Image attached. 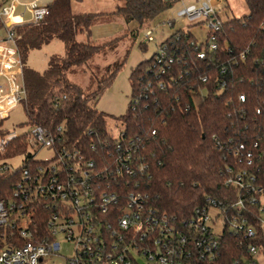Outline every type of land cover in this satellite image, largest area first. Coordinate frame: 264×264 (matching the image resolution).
I'll list each match as a JSON object with an SVG mask.
<instances>
[{
    "label": "trees",
    "instance_id": "1",
    "mask_svg": "<svg viewBox=\"0 0 264 264\" xmlns=\"http://www.w3.org/2000/svg\"><path fill=\"white\" fill-rule=\"evenodd\" d=\"M82 1L53 0L43 21L14 27L27 92L23 105L28 124L52 132L61 127V137L69 145L81 147L90 157L105 158L113 144L106 130L107 118L96 105L124 67L128 53L105 67L100 77L90 64L116 49L125 37L96 44L93 29L116 18L146 26L175 0H123L113 12L75 13L73 3ZM244 1L249 15L222 23L214 33L216 49L210 48L211 32L208 41L200 44L191 32L179 30L133 69L129 78L130 102L119 119L139 162L147 167L145 175L137 178L139 191L147 196L148 205L178 230L186 231L197 211L207 209L212 201L227 209L228 220L236 214L229 208L241 194L227 186L228 170H246L264 186V158L260 156L264 150V0ZM4 30L0 21V35ZM137 31H130L133 38ZM54 39L63 42L65 54L51 56L43 73L29 67L30 52ZM160 49L165 50L163 58ZM79 68L89 73L85 87L70 78ZM23 142L10 155L25 154ZM248 152H252L251 158ZM128 182L131 186L127 179L121 180L123 192H127ZM12 183L7 174H0V197ZM245 212L250 226L257 227L259 240H249L225 224L219 234L218 264H248L252 261L248 248L257 242L264 250L257 208ZM41 213H37L36 224L46 232Z\"/></svg>",
    "mask_w": 264,
    "mask_h": 264
},
{
    "label": "built area",
    "instance_id": "2",
    "mask_svg": "<svg viewBox=\"0 0 264 264\" xmlns=\"http://www.w3.org/2000/svg\"><path fill=\"white\" fill-rule=\"evenodd\" d=\"M45 1L0 0V21L6 33L0 35V123L3 122L0 174H7L13 180L12 187L3 190L0 197V264H49L52 257L60 255L59 235L73 245L74 256L67 264H140V259L148 264H218L221 250L219 234L211 226L216 221L211 217L212 209L223 218L222 232L227 224L230 231L254 242L259 240L257 227L250 226L245 211L257 208V222L264 232V186L258 185L256 176L246 170H228L231 177L227 186H234L241 194L229 208L236 214L228 220L227 209L212 201L207 209L197 211V217L183 231L174 228L166 216L156 213L148 205L147 196L139 191L137 178L145 175L147 167L139 162L134 143L122 129L110 125L108 129L106 122L113 151L109 158H94L81 147L69 145L61 137V127L52 132L41 126H30L29 131L21 134L4 128L11 111L27 96L23 78L19 81L8 72L19 67L22 77L23 65L14 27L43 21L49 14L50 3ZM198 3L199 7L193 5L180 11L179 17L190 23H208L210 48L216 49L214 33L223 23L219 14L228 6L225 0H198ZM17 9L23 10L17 13L23 20L13 25ZM151 38L149 32L148 41ZM159 52L163 58L165 50ZM204 56L200 54V58ZM21 142L26 146V153L10 155L19 149ZM41 149L52 151L50 159L36 158ZM20 156L25 159L14 170L10 161ZM260 156L264 158V150ZM247 157L251 158L252 152ZM122 179L131 182V186L127 183V192L120 189ZM39 211L45 215L46 232L37 227ZM248 249L252 256L248 264H264V250L259 242Z\"/></svg>",
    "mask_w": 264,
    "mask_h": 264
},
{
    "label": "rangeland",
    "instance_id": "3",
    "mask_svg": "<svg viewBox=\"0 0 264 264\" xmlns=\"http://www.w3.org/2000/svg\"><path fill=\"white\" fill-rule=\"evenodd\" d=\"M25 3L27 0H19ZM52 3L53 0H47L44 3ZM123 0H83L82 2H74L73 10L75 13H104L113 12L117 7L123 5ZM227 8L219 14L220 19L224 22L232 19H241L249 15V8L244 0H225ZM199 7L198 0H175L172 7L163 12L157 19L151 21L143 27H139L136 22L127 24L123 19L116 18L109 24H98L93 29L92 40L96 44H104L114 39L124 36L116 49L109 51L105 56L95 58L90 64L93 72L98 73L102 77L105 67L114 64L115 62L124 59L128 53L127 61L121 69L113 84L107 88L100 96L97 102V109L104 113L107 118L108 129L115 127L118 130L123 129L122 121L119 119L125 115L128 109L131 96V84L129 81L131 72L142 61L151 58L172 34L182 30L183 32H191L198 43L205 44L208 41L209 28L205 21L201 24L190 23L185 18L179 17V12L189 6ZM23 12L22 9H17L16 14L12 18L13 25L19 24L21 20L17 17V13ZM28 15L24 18L26 19ZM163 23H174L173 26ZM137 29L136 37H132L130 31ZM152 33L151 41H148V33ZM5 32L1 36H5ZM65 54V47L63 42L54 39L48 45L40 49L30 52L28 56L27 65L32 69L43 73L47 69L49 58L53 55ZM10 75L15 76L17 80H21L20 68H15L8 71ZM71 80L81 87H85L89 82V73H85L84 68L77 69L76 73L70 76ZM27 115L24 110L23 103H20L11 113L8 119L4 121V128L13 133L21 134L30 130L31 124L27 123ZM110 125V126H109ZM115 134V131H113ZM30 154H34L30 150ZM52 151L48 149H41L36 158L40 161L50 159ZM25 156H20L12 161L10 165L14 170L21 167ZM211 217L215 221V225L211 222L215 232L220 234L223 230V218L218 216V211L212 209L210 211ZM62 248L60 255H56L49 260V264H67L66 261L74 256L73 245L65 241L62 235L58 236ZM140 264H148L147 261L140 259Z\"/></svg>",
    "mask_w": 264,
    "mask_h": 264
},
{
    "label": "water",
    "instance_id": "4",
    "mask_svg": "<svg viewBox=\"0 0 264 264\" xmlns=\"http://www.w3.org/2000/svg\"><path fill=\"white\" fill-rule=\"evenodd\" d=\"M2 83H3L4 88L6 89L7 83H6V81L4 79L2 80Z\"/></svg>",
    "mask_w": 264,
    "mask_h": 264
},
{
    "label": "crops",
    "instance_id": "5",
    "mask_svg": "<svg viewBox=\"0 0 264 264\" xmlns=\"http://www.w3.org/2000/svg\"><path fill=\"white\" fill-rule=\"evenodd\" d=\"M81 40H86V37H81Z\"/></svg>",
    "mask_w": 264,
    "mask_h": 264
}]
</instances>
